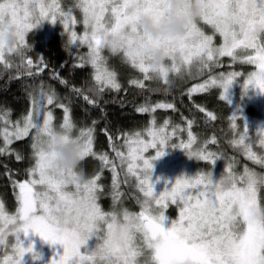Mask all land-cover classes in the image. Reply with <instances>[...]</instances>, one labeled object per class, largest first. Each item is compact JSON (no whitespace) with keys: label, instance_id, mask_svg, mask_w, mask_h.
I'll return each instance as SVG.
<instances>
[{"label":"snow or ice","instance_id":"obj_1","mask_svg":"<svg viewBox=\"0 0 264 264\" xmlns=\"http://www.w3.org/2000/svg\"><path fill=\"white\" fill-rule=\"evenodd\" d=\"M137 5L138 10L154 15L165 11L164 0H75L67 8L60 0H0V26L5 21L14 27L20 37L17 72L23 68L28 77L38 76L47 68L41 57L36 72L32 59L26 53L30 45L26 41L29 31L43 23L62 25L67 34L69 46L86 47L87 53H76L74 67L86 64L93 69V87L87 90L73 87L72 91L92 107H99L96 97L106 90L119 92L122 88L118 72L109 66V58L102 54L100 32H117L131 25L132 15L129 8ZM207 8L199 23L192 24L184 39L171 46V68L179 73L188 69L191 78L204 76L207 79L196 84L185 93L191 99L193 93H208L211 89H220L219 100L228 99L229 89L243 73L239 71L216 72L223 67V57L230 58L231 64L255 65L257 71L250 72L243 81L245 93L249 88L264 94V0H206ZM79 11L80 18L74 14ZM82 23V34L75 26ZM202 25L211 29L208 33ZM134 31V29H133ZM219 36L221 43H215ZM0 46V65L5 69L13 67V61ZM127 54H125L126 56ZM121 59V58H120ZM124 65L140 75L129 80V84L141 91H148L149 78L143 65L134 60ZM54 79L67 86L58 73ZM151 91H157L151 89ZM31 107L12 130L3 129L4 147L0 155L11 154L9 145L13 140H21L31 135L33 164L26 169L27 178L22 182L12 181L16 192V208L10 211L0 199V264H37L42 259L35 251L31 237H39L43 243L58 249L53 252L49 264H264V224L249 220L248 209L264 207V198L260 196L264 189V173L244 166L237 171L236 156L224 151H213L209 145L219 147L213 134L201 140L193 131L196 121L184 118L185 127L172 126L166 118L157 126L155 113L158 109L172 110L173 102L158 101L145 103L136 111L152 114L149 126L133 132L118 133L114 138L104 129L109 147L115 153V159L107 153L94 151L95 125L77 129L71 115V101L58 97L54 88L41 82L37 89L28 93ZM63 110V119L58 128L74 132L82 141V163L92 157L100 163V170L89 176L80 186H71L50 176L45 167V155L38 150L37 141L54 124L52 107ZM201 113L215 121L216 115L199 107ZM11 110L0 116L4 125L11 124ZM238 115L229 117L232 138L229 147L238 151L245 159L260 168H264V151L257 152L254 146L264 150V130L251 135L246 124L242 131L238 129ZM171 126V127H170ZM186 132V139L182 134ZM146 137V138H145ZM175 137L178 143L173 142ZM122 139L117 147L115 141ZM122 148L126 149L123 151ZM154 154L146 156L149 150ZM166 149H179L192 160L211 165L210 170H199L194 176L178 177L169 188L156 191L152 179L153 162L166 154ZM15 159L24 157L16 153ZM117 161L119 163H117ZM217 161L224 162V169L218 180H214L212 168ZM7 170V166H5ZM107 168L112 173L111 199L109 210H105L100 200L104 194V185L100 183L101 173ZM123 175V180H121ZM140 194L134 196L139 211H131L123 206L125 193L121 184H129ZM170 206L178 211L176 218L167 215ZM63 216L68 227L57 234L53 222ZM170 226L165 227V224ZM95 239L94 246L89 241ZM27 241V243H26Z\"/></svg>","mask_w":264,"mask_h":264},{"label":"trees","instance_id":"obj_2","mask_svg":"<svg viewBox=\"0 0 264 264\" xmlns=\"http://www.w3.org/2000/svg\"><path fill=\"white\" fill-rule=\"evenodd\" d=\"M211 31L210 28L207 29ZM39 34L31 33L28 36L27 43L33 45L32 48L27 50V57L32 59L34 66L32 71L36 72L39 67H43L40 64L41 57L47 64V68L43 72H40L38 76L28 77L24 74V69L21 68L19 74L17 72L16 65L20 64V61L12 60L13 67L5 69L3 65H0V116H2L6 110H11L9 119L11 124L4 125L0 120V147H4L3 129L4 127H10L17 120H19L30 108L31 102L28 96L33 89L38 90V86L41 82L45 86H51L55 89L58 97L65 98V103L71 101V115L77 125V129L85 126H92V121L96 120L95 125V141L94 151L97 153L104 152L109 155L110 158L115 159V153L109 147V141L104 134V129H107L108 133L114 138L118 133L133 132L135 130L143 131L149 126V121L152 114H141L136 111L138 106L144 105L146 102L155 104L158 101L173 102L176 106V111L161 110L158 109L155 113L157 119V126L163 123V117L159 116L160 113H164L170 118L172 126L181 125L185 127L184 118H191L196 121V126L193 131L198 137L203 140L210 138L211 135H215L218 139L219 147H214L218 151H224L229 156H236L237 158V171H242L244 166L255 169L259 173H264V168H260L259 165L253 164L251 161L244 158L238 151H234L229 147L228 141L232 138V131L229 127V117L231 116V106L228 101H220L219 94L220 89L213 88L208 93H195L189 99L185 93L187 90L195 84L202 83L207 79V74L195 78H187L179 80L176 87L171 94L163 95L157 91H151L154 89L152 84H149L148 91H141L129 84L130 77H138L140 74L136 71H132L127 65L121 62L120 57L110 58V64L115 65L117 68L123 67L122 78H119V82L122 88L119 92L106 90L104 93L98 95L96 99L99 101V107H92L83 101L82 97L77 96L73 91V87H79L87 90L93 87L92 73L93 69L90 65L84 67H74L78 61L76 59L77 49L67 44L66 39H57L56 37L44 45L38 38ZM39 39V40H38ZM219 37H215V43L218 45L221 43ZM80 54L82 51H78ZM83 54V53H82ZM81 54V55H82ZM19 59V57H16ZM223 67L216 69L218 72L239 71L246 74L251 72V64H231L230 58L223 57ZM115 67V68H116ZM58 73L60 79H64L67 82V86L61 84L59 79H54L53 74ZM238 77L237 80H241L243 77ZM245 76V75H244ZM205 107L206 111L213 112L217 119L215 121L210 120L205 113L199 111V107ZM58 119L62 121L63 110L55 108ZM237 123L242 126V120H237ZM237 124V125H238ZM171 127V126H170ZM117 147H121L123 144L122 139L115 141ZM213 145H209L211 147ZM11 150V154L6 153L0 155V199L6 203V207L10 211H14L16 208V192L17 189L13 188L12 181H22L27 178L26 169L33 164L31 139L25 137L21 140H14L11 145L8 146ZM123 151L126 149L122 148ZM254 150L257 152L264 151L254 146ZM21 154L24 159L17 161L15 154ZM117 163H119L117 161ZM7 166V170L5 168ZM82 168L85 172L92 176L100 170L99 161L92 157H87L82 163ZM102 179L100 183L104 185V194L100 200L101 206L105 210L110 209L111 201V182L112 173L105 168L101 173ZM123 180V175H121ZM134 180H130L129 184H121V191L125 193L123 203L131 211H139V205L136 204L134 196L140 194L133 187ZM260 196L264 198V189H261ZM168 213L175 218L173 214V207L168 210Z\"/></svg>","mask_w":264,"mask_h":264},{"label":"clouds","instance_id":"obj_3","mask_svg":"<svg viewBox=\"0 0 264 264\" xmlns=\"http://www.w3.org/2000/svg\"><path fill=\"white\" fill-rule=\"evenodd\" d=\"M163 7L165 11L157 16L138 10L137 5L132 4L129 8L132 15L130 26L117 32L102 31L98 35L105 57H120L126 62L134 60L143 65L154 89L168 95L179 80L191 78L188 69L176 73L171 68V46L184 39L192 24L200 22L207 4L206 0H164ZM19 45L16 29L5 21L0 26V46L5 54H15ZM37 145L45 155L44 163L50 176L67 181L73 187L88 181L89 175L81 166L83 144L74 132L52 127L39 136ZM248 215L250 221L264 224V207H251ZM53 227L57 234H61L68 225L60 216L53 222Z\"/></svg>","mask_w":264,"mask_h":264},{"label":"rangeland","instance_id":"obj_4","mask_svg":"<svg viewBox=\"0 0 264 264\" xmlns=\"http://www.w3.org/2000/svg\"><path fill=\"white\" fill-rule=\"evenodd\" d=\"M61 4L63 7L67 8L69 5L75 3V0H60ZM78 19L80 18L81 14L79 11H76L74 13ZM204 27V30L208 32V26L202 25ZM75 30L77 31L78 35L82 34L83 32V25L82 23H78L75 26ZM209 31L208 33H210ZM33 33V34H39L40 37H38L41 41L42 44L44 43L47 44L51 38L56 37L57 39H66L68 40L67 34L64 33L62 25L57 22V24H51L50 22H45L41 26L37 27L36 29H33L29 31L26 35V41L28 40V36ZM219 37V36H217ZM220 38V37H219ZM38 39V40H39ZM221 39H219L220 41ZM33 45L30 44V48H32ZM73 47H75L73 45ZM76 48V47H75ZM77 49V48H76ZM78 51H82L83 54L87 53V48L86 47H79L77 49ZM81 53V54H82ZM82 54V55H83ZM107 55V54H106ZM17 56L14 54L9 56L8 58L10 60H16L20 61V59H16ZM110 58H113L109 56V66L110 67H116L115 65L110 64ZM115 58V57H114ZM40 61V60H38ZM131 68L130 66H128ZM40 68V67H39ZM115 70L118 72V79L122 78L123 75V67L120 68H115ZM132 71H135L131 69ZM257 71L256 66L252 65V70L251 72ZM250 73L247 72L246 74L243 75L241 80H238L233 84L231 89H229L228 92V103L231 106L232 112L231 115L235 114L240 117H242V126L238 124V129L242 131L243 129V123L247 125L249 132L251 135L255 136V133L257 130H264V94H261L259 90L249 88L247 92L243 90L242 83L243 81L247 78V75ZM133 78L132 76L130 79ZM135 78V77H134ZM196 85V84H195ZM194 85V86H195ZM191 86V87H194ZM190 87V88H191ZM221 91V90H220ZM199 93V92H198ZM195 94V93H193ZM197 94V93H196ZM31 107V105H30ZM52 107L53 113H54V124L58 127L59 124L62 122L58 119L57 112L55 110L56 107ZM159 116L163 117V121L168 118L167 115L164 113H160ZM21 119V118H20ZM12 126L8 127L9 131L12 130ZM146 138V137H145ZM182 138L186 139V132L182 134ZM31 139V135H30ZM14 141V140H13ZM174 143H178V140L173 138ZM216 145H213L210 147L211 150L213 151H218L215 149ZM217 147V146H216ZM126 151V150H125ZM166 154L153 162V173H152V179L155 182L157 179H159V183H156V191L161 192L165 188V182L167 181L168 184L167 186L170 188L171 184L175 182V180L180 177V176H186V177H191L194 176L199 170H210L211 165L205 163V162H198L192 159H189L185 153L182 150L179 149H166ZM154 154V150L150 149L148 153H145L146 156H150ZM224 169V162L223 161H217L216 165L214 168H212L213 172V178L214 180H218L221 176V173L223 172ZM23 181V180H22ZM20 181V182H22ZM18 192V189H17ZM112 204V199L110 201V208ZM123 206L126 207V204L123 203ZM173 207V214H175V218L178 215V211L176 210L175 206H170L169 209ZM168 209V210H169ZM167 215H169L172 219H174L167 211ZM170 226L169 224H165V227ZM34 245H35V251L41 254L42 259L37 262V264H49L50 259L53 256V252L58 249V246L56 248H53L42 241H40L39 237H31ZM27 243V241H26ZM96 243L95 239L93 238L92 240L89 241V247L94 246ZM26 260L28 261V264H31V261L28 260L26 257Z\"/></svg>","mask_w":264,"mask_h":264}]
</instances>
